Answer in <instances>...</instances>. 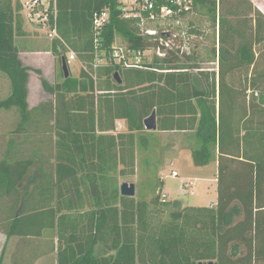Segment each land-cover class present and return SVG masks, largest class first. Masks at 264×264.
I'll return each instance as SVG.
<instances>
[{
  "label": "trees",
  "instance_id": "16d2710c",
  "mask_svg": "<svg viewBox=\"0 0 264 264\" xmlns=\"http://www.w3.org/2000/svg\"><path fill=\"white\" fill-rule=\"evenodd\" d=\"M21 9L19 0H0V71L11 82L0 109L16 108L20 118L0 134V231L55 233L59 264H264V10L252 0H195L184 27L199 37L197 14L218 27V70L202 69L195 50L126 68L98 63V52L117 35L134 49L154 41L122 17L119 0H56L50 49L61 67L74 51L80 74L68 64V77L42 79L59 106L48 98L31 107L32 68L16 44L25 34ZM104 10L109 22L97 33L94 16ZM153 111L157 130L196 137L194 165L218 161L216 205L178 206L162 192L122 195L123 208L107 200V149L134 168L133 139L125 154L122 138L146 130ZM119 120L127 134L117 133Z\"/></svg>",
  "mask_w": 264,
  "mask_h": 264
},
{
  "label": "rangeland",
  "instance_id": "374dc122",
  "mask_svg": "<svg viewBox=\"0 0 264 264\" xmlns=\"http://www.w3.org/2000/svg\"><path fill=\"white\" fill-rule=\"evenodd\" d=\"M253 3L264 10V0H252ZM196 22L202 29L199 37H195L191 42V49L189 53L195 50L199 57L200 66L204 70H218V60L213 61L212 49L218 43V27L213 26L210 21L206 20L201 15H196ZM34 30L41 32L42 37L45 38L43 29L32 25ZM37 28L39 30H37ZM47 40V39H46ZM121 41V37H118ZM81 62L73 61L70 65V72L73 76L80 74ZM1 72V71H0ZM6 78L0 76V99L7 98L9 90H11V83L9 77L1 72ZM37 75L41 73L36 72ZM32 75V74H31ZM51 75V74H50ZM50 77V83L54 84L56 81L63 79V71L57 60L55 71ZM55 78V79H54ZM43 77H37L33 74L30 79L29 89V104L36 105L42 100L53 98L59 106V100L55 96L50 97L42 85ZM55 81V82H54ZM47 92V93H46ZM47 98V99H46ZM18 112L2 111L0 110V134L6 133L10 130L9 127H4L1 124L5 120H11ZM146 129V128H145ZM117 133H128L125 123L120 122ZM133 139V153H134V168L120 163V157L117 149H107V155L112 153L114 155L113 161L107 167V178L103 189L107 191L105 194L107 200L116 203L120 208L122 207L121 185L124 182L134 183L136 187V194L133 196L137 199L150 200L156 193L162 192L165 199L174 201L179 200L178 206L195 205V206H209L217 201V181L216 172L218 170L216 162H211L205 166H196L193 163L191 148L197 145L196 137L192 136L190 132H175L160 131V130H143L136 131L133 138L124 135L122 140L125 154L130 153V141ZM117 153V155H116ZM113 163V164H112ZM117 163V165H116ZM123 170V172L121 171ZM177 175H173V172ZM193 184L192 187H187L186 183ZM116 190V191H115ZM119 192V196L118 193ZM13 245L12 242H9ZM21 245V246H20ZM20 248L23 244H20ZM14 246V245H13ZM24 248L25 253H31L34 250L38 251L44 243H39L37 239H31ZM1 248V244H0ZM19 251V248H18ZM242 252V248L239 247ZM8 252V250H7ZM35 264H46L45 262H36Z\"/></svg>",
  "mask_w": 264,
  "mask_h": 264
},
{
  "label": "built area",
  "instance_id": "2783aa9c",
  "mask_svg": "<svg viewBox=\"0 0 264 264\" xmlns=\"http://www.w3.org/2000/svg\"><path fill=\"white\" fill-rule=\"evenodd\" d=\"M21 14L25 21L43 29L45 35L53 40L58 36L56 27V0H19ZM195 0H119L124 19L137 22L138 35L154 41L145 49L131 48L124 40L114 42L108 50L98 52L97 62L114 63L120 66L143 67L153 58H164L171 52L179 55L189 54L194 35L186 30L185 20L193 11ZM108 10L94 16V28L102 32L109 22ZM54 19V21H53ZM52 21L54 23H52ZM37 30H39L37 28ZM77 59L74 51L67 53V62L72 64ZM177 175V172H173ZM192 187L189 182L185 184Z\"/></svg>",
  "mask_w": 264,
  "mask_h": 264
},
{
  "label": "crops",
  "instance_id": "0c3cea01",
  "mask_svg": "<svg viewBox=\"0 0 264 264\" xmlns=\"http://www.w3.org/2000/svg\"><path fill=\"white\" fill-rule=\"evenodd\" d=\"M24 31H25L24 35L16 37V44L20 50V57L23 60L24 64L32 68V70L30 71V79L33 77V74H35L37 77L41 76L50 82L49 76H52V73L55 71V66L58 60L55 57V55H53L50 49L51 40L46 35L44 36L45 38H43L41 32L34 30L32 24H29L26 21L24 22ZM36 72L41 73V75H37ZM0 76L2 78H6L3 74H1V72H0ZM29 84H30V80H29ZM10 92L11 90H9L7 97L9 96ZM47 94H49L50 97L53 96L55 98V95H52L50 93ZM29 98L30 97L28 95V101ZM15 109L16 108H10V109L1 108L0 110L12 112ZM19 121L20 118L19 115L17 114L14 117H12L11 120L10 119L5 120V122H3L1 125L4 127H9L10 130H13L15 127L18 126ZM60 122L61 124H67V120L63 117L60 119ZM120 122L124 123L123 120H119L117 123V129ZM171 132L175 133L174 131ZM6 141L7 139L5 138V136L0 137V142L3 143L0 146L1 148H3L2 146L6 143ZM213 162H216L218 167V161H213ZM83 171L84 170H81V173H83ZM31 173L36 174L34 169L31 171ZM215 178L217 181V172ZM217 198H218V194H217ZM216 203L217 201L209 206H214L216 205ZM31 239H37L39 243H44V246H42L38 251L34 250V252L31 253V257H30L29 253H25L24 248L26 247L25 245H27L28 242L31 241ZM9 242H12L14 246L10 245L9 247H7V245L10 244ZM0 244H1L0 260L2 258L3 264H35L36 262L39 261L45 262L46 264H59L60 261V251L58 249L57 235L49 231H45L44 234L40 237H34V236L8 237L5 233L0 231ZM20 244H23L22 248H20L21 246Z\"/></svg>",
  "mask_w": 264,
  "mask_h": 264
},
{
  "label": "water",
  "instance_id": "95a60500",
  "mask_svg": "<svg viewBox=\"0 0 264 264\" xmlns=\"http://www.w3.org/2000/svg\"><path fill=\"white\" fill-rule=\"evenodd\" d=\"M62 70H63V73H64L65 77H68L70 75L66 57L62 58ZM117 78H118V76H117ZM118 80L121 81L120 79H118ZM144 125H145V128L147 130H152V131L153 130H157V128H158V120H157L156 111H153V113L150 116L145 118ZM121 194L123 196H130V197L135 196V194H136L135 184L134 183L124 182L121 185ZM199 264H203V263H199ZM208 264H213V262H209Z\"/></svg>",
  "mask_w": 264,
  "mask_h": 264
}]
</instances>
